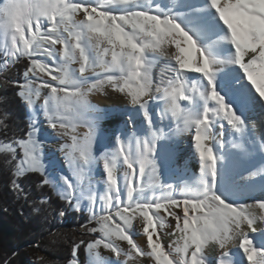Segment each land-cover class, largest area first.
I'll list each match as a JSON object with an SVG mask.
<instances>
[{"label":"snow or ice","instance_id":"1","mask_svg":"<svg viewBox=\"0 0 264 264\" xmlns=\"http://www.w3.org/2000/svg\"><path fill=\"white\" fill-rule=\"evenodd\" d=\"M21 59L8 83L28 130L0 152L15 162L14 191L39 173L95 221L67 264H81V245L88 264H264V199L259 215L243 202L264 195L253 120L264 119V0H0V62ZM104 88L126 103L93 104ZM49 138L65 141L63 163L48 158ZM186 140L198 176L177 163ZM175 172L194 178L165 183Z\"/></svg>","mask_w":264,"mask_h":264},{"label":"trees","instance_id":"2","mask_svg":"<svg viewBox=\"0 0 264 264\" xmlns=\"http://www.w3.org/2000/svg\"><path fill=\"white\" fill-rule=\"evenodd\" d=\"M2 62H0V65ZM27 60L9 64L0 72V141L22 138L27 132V109L8 81L22 79ZM18 156L20 155L19 149ZM9 153L0 152V264H67L71 248L81 240L89 241L93 233L82 226L89 224L87 210L77 211L48 186H39V173L18 178L23 192L12 188L13 164ZM47 197V203L41 204ZM63 211L64 215L59 213ZM86 247L78 257L86 262Z\"/></svg>","mask_w":264,"mask_h":264},{"label":"bare ground","instance_id":"3","mask_svg":"<svg viewBox=\"0 0 264 264\" xmlns=\"http://www.w3.org/2000/svg\"><path fill=\"white\" fill-rule=\"evenodd\" d=\"M167 2L170 4L171 0H167ZM78 18H82L79 17ZM174 51V48H173ZM75 66V65H74ZM158 71V69H157ZM89 99L91 100V102L95 105H97L100 108H104L106 106H110V105H114V104H123L126 103V99L123 95L114 92L111 88H104L96 93H94L93 95H91L89 97ZM253 120L255 122V125L257 127V131L259 132L260 130L264 129V119H262L259 110H257L256 115L253 116ZM107 124V122H106ZM226 124V122H225ZM86 129H84L83 127H80L78 129V132L83 133ZM165 131H167V129H165ZM185 137H187V134H185ZM65 141L63 139H60V143L57 144L59 150H60V145L62 143H64ZM184 146V147H183ZM182 152L180 155L179 160L177 161L178 164H180L181 166L184 165L185 161H187V167L190 170L191 173L195 174L196 176L199 175V163L195 158H189L190 154H191V149L189 148V145L187 143V140L185 141L184 145H182ZM63 155V153H62ZM125 170V166H121L120 167V175L123 174V171ZM171 179L173 178V183H176L177 180L183 182V181H191L194 177L191 175H181L179 172H175L172 174V176L170 177ZM169 178H165L164 182L166 183L168 181ZM260 199H264V195H262L261 193L257 192L254 194L253 197L246 199L245 203H250L253 204V207L251 209V211L256 214L259 215L260 214V209L258 208V206L255 205V201L256 200H260ZM258 224H264V222L258 221ZM174 226V224H173ZM178 235V234H177ZM137 240V242L139 244H141V246H144L145 242H146V238L143 235H138V237L134 238ZM164 239L167 242H171V240L176 239V236H171L169 237L167 234L165 235ZM236 244H238V241L234 242ZM126 246V244H125ZM209 250H206V252L211 251L215 248V246H211L209 247ZM144 262V258H138L135 261V264H143ZM148 264H151V261L149 259Z\"/></svg>","mask_w":264,"mask_h":264},{"label":"rangeland","instance_id":"4","mask_svg":"<svg viewBox=\"0 0 264 264\" xmlns=\"http://www.w3.org/2000/svg\"><path fill=\"white\" fill-rule=\"evenodd\" d=\"M5 65L2 63L0 65V72L3 71L5 69ZM47 94V90H42V96L43 95H46ZM39 103V102H38ZM28 112V111H27ZM28 117V115H27ZM38 121L41 122L42 124V128H47V125H46V122L44 121V117L42 116V114H38ZM49 132H51L50 129H48ZM60 143V139H51L49 138L46 143H45V152L48 154V158L49 159H52V158H55L59 163H63V155H62V152L59 150L57 144ZM184 147V146H183ZM64 167L66 168L67 165L65 164ZM65 174H68L67 172ZM166 183H173V178H169L168 181ZM55 190V189H54ZM55 192L58 194V192L55 190ZM59 195V194H58ZM74 208V207H72ZM82 209H84L82 207ZM86 210V209H84ZM88 212V211H87ZM89 214V213H88ZM95 222V221H94ZM96 224V223H95ZM97 225L93 226V227H96ZM161 231H164L166 234H167V229H162ZM96 234H94L95 236ZM142 235V234H140ZM139 235V236H140ZM138 237L135 236L134 238ZM126 242H122L121 243V246L122 247H126L125 246ZM210 249V248H209ZM100 252H101V255L105 256V257H108V256H112L114 258V254H111L109 250L107 249H103L101 248L100 249ZM86 253V262L84 263H81V264H88V253L87 251L85 252ZM130 264H135V261L133 262H130Z\"/></svg>","mask_w":264,"mask_h":264}]
</instances>
